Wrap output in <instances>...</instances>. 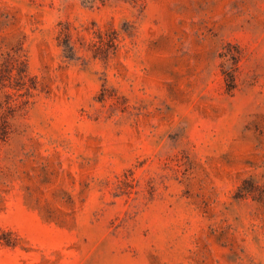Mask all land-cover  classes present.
<instances>
[{"label": "rangeland", "instance_id": "rangeland-1", "mask_svg": "<svg viewBox=\"0 0 264 264\" xmlns=\"http://www.w3.org/2000/svg\"><path fill=\"white\" fill-rule=\"evenodd\" d=\"M0 264H264V0H0Z\"/></svg>", "mask_w": 264, "mask_h": 264}]
</instances>
